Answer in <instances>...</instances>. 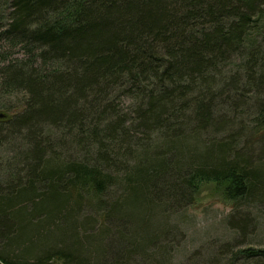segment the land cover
<instances>
[{
    "label": "trees",
    "instance_id": "1",
    "mask_svg": "<svg viewBox=\"0 0 264 264\" xmlns=\"http://www.w3.org/2000/svg\"><path fill=\"white\" fill-rule=\"evenodd\" d=\"M250 94L256 133L264 0H0V264H167L202 185L264 202L263 162L215 139Z\"/></svg>",
    "mask_w": 264,
    "mask_h": 264
},
{
    "label": "rangeland",
    "instance_id": "2",
    "mask_svg": "<svg viewBox=\"0 0 264 264\" xmlns=\"http://www.w3.org/2000/svg\"><path fill=\"white\" fill-rule=\"evenodd\" d=\"M21 55L22 52L16 50L13 57ZM11 104L13 112L17 111V101L13 100ZM241 111L244 113L237 117L234 127L219 133L215 139L230 140L234 149L252 164H264V130L250 131L256 114L251 94L247 97V112L238 108L236 113ZM8 148V145L0 147V156ZM6 156L11 157L12 153L7 151ZM6 167V164L0 165V188L7 180ZM18 171L21 173V168ZM165 224L178 230L174 243L168 252L163 253L167 264H264L235 258L240 249L264 250V202L257 199L250 204L235 205L225 199L220 188L205 184L196 194L194 203L177 214H171Z\"/></svg>",
    "mask_w": 264,
    "mask_h": 264
}]
</instances>
